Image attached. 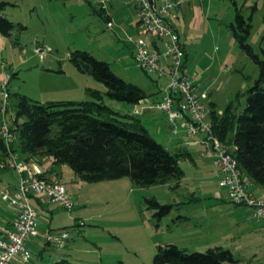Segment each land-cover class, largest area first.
Wrapping results in <instances>:
<instances>
[{
  "label": "rangeland",
  "instance_id": "rangeland-1",
  "mask_svg": "<svg viewBox=\"0 0 264 264\" xmlns=\"http://www.w3.org/2000/svg\"><path fill=\"white\" fill-rule=\"evenodd\" d=\"M203 1L182 0L173 12L178 17H173V27L181 42L182 66L200 89L210 94L209 100L215 107L225 109L230 105L237 114L246 105L249 89L260 79V69L241 49L231 25L235 24L238 9L251 24L246 43L262 59L264 0ZM0 3H5L0 7V16L14 25L9 36L0 33V82L5 78L2 63L6 74L11 75L7 85V115L16 112L17 94L49 103L86 102L92 100L90 92L104 93L102 83L74 67L69 56L76 51L106 62L118 77L139 87L147 101L136 105L139 111L159 99L158 89L164 86L163 80L144 73L133 55L138 39L150 42L149 36H131V26L136 20L135 0H0ZM101 11L111 16L112 29L107 28V19ZM158 43L162 45L159 40ZM36 47L42 49L41 54L34 53ZM261 84L264 86V77ZM102 103L120 114L133 113L135 107L105 96ZM152 113L146 119L129 115L139 119L157 142L175 154L173 145L177 140L165 130V115L158 110ZM159 127L163 129L162 135L156 134ZM201 140L185 137L182 142L181 146L185 145L196 156L178 158L180 186L175 189L166 183L140 188L127 178L102 182L77 178L75 183L71 182L76 205L71 212H62L65 216L57 220L61 229L54 231L66 230L68 245H49V256L61 251L70 255L73 264H153L158 244L176 242L187 253H203L214 247L227 249L236 262L225 264H264V222L256 224L246 217L249 212L241 211L239 215L247 219L248 227L234 228L236 210L228 207L233 204L218 186L216 170L203 156ZM51 162L49 159V166ZM55 168L65 180L73 176L67 165ZM150 198L162 205L170 204L162 219H155L156 211L145 203ZM0 205L10 215L1 200ZM3 211L0 210V215ZM67 215L71 217L69 222ZM224 218L229 219V224L222 223ZM40 226L43 228L45 224ZM45 260L34 255L27 264H46Z\"/></svg>",
  "mask_w": 264,
  "mask_h": 264
},
{
  "label": "trees",
  "instance_id": "trees-1",
  "mask_svg": "<svg viewBox=\"0 0 264 264\" xmlns=\"http://www.w3.org/2000/svg\"><path fill=\"white\" fill-rule=\"evenodd\" d=\"M4 6L5 3H0V7ZM250 27L251 24L237 9L235 24L231 25L234 38L259 67L260 79L249 89L246 105L240 113L233 112L229 105L221 116L210 112V120L214 134L225 144L235 146L233 157L238 169L253 185L264 187V86L261 84L264 77V49L261 59L246 43ZM13 28L12 22L0 16L2 35L9 36ZM107 28L112 29L113 25L110 28L107 24ZM154 42L155 39L149 45L152 47ZM69 59L79 72H87L102 83L105 92H90L92 100L86 102L49 103H40L17 94L16 112L7 115L16 135L12 151L24 160L47 157L53 167L67 165L76 177L86 182L127 178L135 186L145 188L178 180L181 175L178 158L189 157V153L179 149L171 154L152 137L139 119L115 112L102 103L105 96L109 100L136 106L146 98L145 93L118 77L106 62L86 52L76 51ZM10 79L11 75L8 82ZM5 154L6 147L0 137V159ZM145 203L156 211L153 216L157 220L162 219L170 209L167 204L162 205L154 199L145 200ZM234 262L233 254L222 247L209 248L203 253H187L176 245H159L153 257V264ZM53 264L73 263L64 259Z\"/></svg>",
  "mask_w": 264,
  "mask_h": 264
},
{
  "label": "built area",
  "instance_id": "built-area-1",
  "mask_svg": "<svg viewBox=\"0 0 264 264\" xmlns=\"http://www.w3.org/2000/svg\"><path fill=\"white\" fill-rule=\"evenodd\" d=\"M135 2L138 33L141 36L151 35L155 42L151 47L146 40L138 39L134 43V58L144 73L157 76L164 84L162 98L155 108L166 115L173 137L202 138L199 145L204 149L203 156L217 169V182L224 188L231 203L249 208L252 219L264 222V197L254 194L253 183L238 169L233 157L235 146L225 144L214 134L204 103L207 93H198V85L182 69L181 42L169 22V17L181 6L182 0ZM108 27L111 28L112 23H108ZM41 51L39 47L34 49L35 54H41ZM1 67L5 78L0 82V137L6 154L0 159V171L17 175L18 183L15 192L7 189L0 192V200L13 216L11 228L0 226V264H11L13 261L27 264L33 256L26 244L39 236V214L30 199H46L66 212L72 211L75 199L62 180L55 174H49L52 167L47 165L49 158L24 160L12 151L16 135L7 120V82L10 75L6 74L3 63ZM44 239L46 243L60 247L68 240V232H52Z\"/></svg>",
  "mask_w": 264,
  "mask_h": 264
},
{
  "label": "crops",
  "instance_id": "crops-1",
  "mask_svg": "<svg viewBox=\"0 0 264 264\" xmlns=\"http://www.w3.org/2000/svg\"><path fill=\"white\" fill-rule=\"evenodd\" d=\"M168 2L169 1H173V0H167ZM200 2H204L203 0H200ZM135 10H136V8H135ZM177 11V9L174 11V12H176ZM103 12H105V11H103ZM136 20H135V22H134V24L131 26V33H132V37L134 36V37H137V36H139V37H144V36H141V35H139V33L137 32V22H138V20H137V16H138V14H137V10H136ZM174 13H172V15L169 17V22H170V24L173 26V17L175 18H178L177 16H175V15H173ZM104 16H105V18L107 19V21H111V16H109V14H104ZM134 17V18H135ZM115 26V25H114ZM121 30H123V31H125L126 29H125V27L124 26H122L121 25ZM130 32V31H129ZM126 33H128L127 31H126ZM127 36H130L129 34H127ZM149 37V39H150V41H153L154 40V38L151 36V35H148ZM149 40H147V42H148ZM148 43H150V42H148ZM132 49H133V46H132ZM134 49H135V46H134ZM133 55H134V52H133ZM194 78H195V76H193ZM196 79V78H195ZM196 81V80H195ZM194 81V82H195ZM197 85H198V88H197V91H198V93H201V92H206L207 93V91H204V90H201L200 89V86H199V84L197 83V82H195ZM162 89H163V86L161 87V88H159L158 89V93H159V99L158 100H156L155 102H154V105H152V106H149V107H144V106H142L141 108V111H139L138 110V106L136 107H134V111H133V113L132 112H127V113H131L132 115H137L138 117H144L145 119H146V117H149L150 115H153V111L154 110H157L156 108H155V105H157L158 104V102L161 100V98H162ZM208 95H210V94H208L207 93V98H206V100L204 101V103L206 104V106H207V112H208V117L210 118V112H215L216 111V114L217 115H222V113H223V111H224V109H221L220 107L218 108L217 106L215 107L214 105H215V103H213V101L212 100H209V97H208ZM144 102H147V101H145V100H143V101H141L139 104H137V105H139V106H141V104H143ZM212 106H213V110H211V108H212ZM227 107V106H226ZM225 107V108H226ZM153 108V109H152ZM155 108V109H154ZM159 111V110H158ZM165 115V114H164ZM165 117H166V115H165ZM166 128H165V130L168 132V134H171L170 133V129H169V124H168V120H167V117H166ZM162 133H163V129L162 128H157L156 129V134L157 135H162ZM173 138H176V137H173ZM188 138V137H187ZM172 139V138H171ZM184 139H185V137H178V138H176V142H175V144L173 145L174 146V149L177 151V150H179V149H184V150H186L188 153H189V151L187 150V148L185 147V145H183V146H181V144H182V142H184ZM173 140V139H172ZM187 145V144H186ZM191 149H197V148H191ZM199 150V149H198ZM198 154L200 155V152H198ZM196 155H194L193 153H189V158H191V159H193L194 157H195ZM201 157V156H200ZM48 165V164H47ZM213 165V164H212ZM214 166V165H213ZM56 166H52V168L50 169V171H48L49 172V174H55L56 176H57V178L58 179H60V180H62L66 185H67V187H68V191H69V193L73 196V198H74V196H75V193L73 192V187H72V184H71V182H76L77 181V178L78 177H76L73 173V176H71L70 178H68V180H69V182H66V181H68V180H65V179H63V177H62V175H61V172H60V170H59V172H58V170L56 171V168H55ZM214 168H215V166H214ZM215 170H216V173H217V169L215 168ZM217 179H218V174H217ZM177 181L178 180H173L172 182L170 181V182H168V183H166L167 185H171V186H173V189H175V188H178V186H180L178 183H177ZM17 183H18V176L17 175H15V174H12L11 172H8V171H0V192L2 191V190H4V189H7V190H9L10 192H15V190H16V186H17ZM131 184H133L132 182H131ZM155 186H158V185H155ZM170 186V187H171ZM218 186L220 187V188H222L219 184H218ZM136 187H138V186H136ZM153 187V186H152ZM224 189V188H223ZM253 192H254V194L256 195V196H258V197H264V187H260V186H255V185H253ZM190 193H192V191H190ZM220 195H221V193H220ZM222 196V195H221ZM151 199V198H150ZM154 199V198H153ZM223 199V198H222ZM155 200V199H154ZM221 200V199H220ZM222 201V200H221ZM158 202V201H157ZM223 202V201H222ZM30 203L32 204V206L37 210V212H38V214H39V236L38 237H35V238H33L32 240H30L27 244H26V247L30 250V252H32L33 253V255L32 256H34V255H36L37 256V258L38 259H41L42 261L43 260H45L44 259V255L45 254H47L46 256V260L48 261V262H46V260H45V263L46 264H53V263H55V262H58V261H60V260H68V261H70V262H72V259L70 258V255H68V254H64L63 252H61V251H58V252H56L55 254L53 253L52 254V256L50 257L49 255H51L50 253L51 252H49V249H48V247H50L49 245L50 244H48V243H46V241H45V236H46V234H49V233H52V232H54L56 229H61L60 228V225L59 224H57V220L59 219V217L60 216H62V218H63V215L65 216V213H62V212H64L59 206H57V205H55V204H52L51 202H49L48 200H46V199H39V198H33V199H30ZM224 203V202H223ZM76 205V204H75ZM167 205H170V204H167ZM1 206V205H0ZM233 207H231L230 205L228 206L229 208H233L234 210H236V212H238L237 214H236V212H235V214L233 215V220H232V222L234 223L233 225H234V228H237L238 230H241V229H244V228H246V227H248L247 226V222H246V218H244L242 215L240 216L239 214H240V212L241 211H247V212H249V215L246 213V217H249V220H251L252 222H254L255 220L254 219H252V217H251V211L248 209V208H246V207H243V206H235V205H232ZM75 207V206H74ZM74 209V208H73ZM72 209V210H73ZM0 210L1 211H3L2 210V208H0ZM7 212V211H6ZM70 214V213H69ZM9 215V214H8ZM7 214H5V211H3V213L0 215V226L1 225H5V226H7V227H9V228H11V223H12V220H13V217H12V214L10 213V215L8 216ZM68 217L66 218L67 219V221L69 222V221H71V217L69 216V215H67ZM234 217H235V219H234ZM180 218H185V217H180ZM238 219H240V220H238ZM174 221V220H173ZM180 221H183L182 219L180 220ZM40 223H41V225L42 224H45V226L42 228L41 226H40ZM222 223H227V224H229V219L228 218H224V219H222ZM254 223H256V221L254 222ZM257 223H263V222H257ZM256 223V224H257ZM264 224V223H263ZM66 225H67V222H66ZM167 243V242H166ZM67 244V243H66ZM161 245L163 244V243H160ZM160 244H158L157 246H159ZM167 244H173V245H177L176 244V242H168ZM68 245V244H67ZM66 245V246H67ZM52 246V245H51ZM156 246V247H157ZM16 264H19V262L18 261H14Z\"/></svg>",
  "mask_w": 264,
  "mask_h": 264
}]
</instances>
